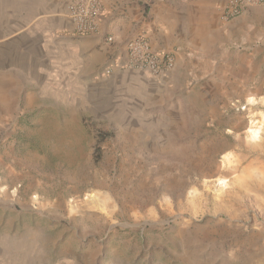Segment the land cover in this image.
I'll return each mask as SVG.
<instances>
[{
	"label": "rangeland",
	"instance_id": "374dc122",
	"mask_svg": "<svg viewBox=\"0 0 264 264\" xmlns=\"http://www.w3.org/2000/svg\"><path fill=\"white\" fill-rule=\"evenodd\" d=\"M245 13L210 20L175 79L0 53V264H264V17Z\"/></svg>",
	"mask_w": 264,
	"mask_h": 264
},
{
	"label": "crops",
	"instance_id": "0c3cea01",
	"mask_svg": "<svg viewBox=\"0 0 264 264\" xmlns=\"http://www.w3.org/2000/svg\"><path fill=\"white\" fill-rule=\"evenodd\" d=\"M13 1L15 6L0 14V53L6 50V55L11 56L6 59L7 65L18 63L22 68L34 65L39 71L63 68L81 82L89 80L87 74L90 73L92 81L93 72L125 60L126 43L139 33L147 36L154 49L173 52L172 78L180 76L188 64L192 65L191 70H197L205 62L207 50L215 48L213 32L217 28L213 29L210 20L222 22L224 3V0H103L104 16L98 33L78 36L71 31L69 0ZM260 16L264 17V6L250 8L238 21ZM107 36H112L113 42H106ZM116 72L123 70L114 68L112 74Z\"/></svg>",
	"mask_w": 264,
	"mask_h": 264
},
{
	"label": "built area",
	"instance_id": "2783aa9c",
	"mask_svg": "<svg viewBox=\"0 0 264 264\" xmlns=\"http://www.w3.org/2000/svg\"><path fill=\"white\" fill-rule=\"evenodd\" d=\"M256 6H264V0H224L222 16L232 20ZM67 15L72 22V33L86 36L98 33L99 24L104 16L103 0H69ZM106 42H113L112 36L105 37ZM172 51L156 50L144 33H139L126 43V59L112 62L105 68L109 74L111 68L134 70L150 78H162L174 69Z\"/></svg>",
	"mask_w": 264,
	"mask_h": 264
},
{
	"label": "bare ground",
	"instance_id": "6f19581e",
	"mask_svg": "<svg viewBox=\"0 0 264 264\" xmlns=\"http://www.w3.org/2000/svg\"><path fill=\"white\" fill-rule=\"evenodd\" d=\"M253 134H255V133L253 132Z\"/></svg>",
	"mask_w": 264,
	"mask_h": 264
}]
</instances>
